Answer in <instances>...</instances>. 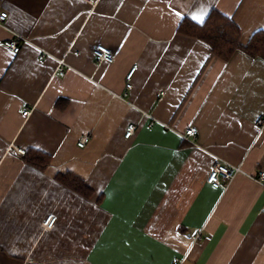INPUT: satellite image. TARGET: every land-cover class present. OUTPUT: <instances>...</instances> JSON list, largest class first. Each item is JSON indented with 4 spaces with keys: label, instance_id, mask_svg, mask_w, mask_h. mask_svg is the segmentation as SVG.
<instances>
[{
    "label": "crops",
    "instance_id": "1",
    "mask_svg": "<svg viewBox=\"0 0 264 264\" xmlns=\"http://www.w3.org/2000/svg\"><path fill=\"white\" fill-rule=\"evenodd\" d=\"M214 10L264 30V0H0V264H264V59L181 32ZM216 159L242 167L227 189Z\"/></svg>",
    "mask_w": 264,
    "mask_h": 264
},
{
    "label": "trees",
    "instance_id": "2",
    "mask_svg": "<svg viewBox=\"0 0 264 264\" xmlns=\"http://www.w3.org/2000/svg\"><path fill=\"white\" fill-rule=\"evenodd\" d=\"M180 30L191 37L205 41L211 46L213 52L224 60H230L237 51H242L254 58L264 59V30L256 32L247 43H243L241 30L237 24L215 10L210 12L202 24L185 18L181 23ZM56 105L61 106V103L57 102ZM30 154L31 152H27L24 159L31 164L43 157L37 152ZM60 179L66 186L79 192H82V187H84L87 193L88 188L78 177L63 174Z\"/></svg>",
    "mask_w": 264,
    "mask_h": 264
},
{
    "label": "built area",
    "instance_id": "3",
    "mask_svg": "<svg viewBox=\"0 0 264 264\" xmlns=\"http://www.w3.org/2000/svg\"><path fill=\"white\" fill-rule=\"evenodd\" d=\"M8 13L7 12H0V26L5 27V22L8 18ZM29 43L27 39L20 35H15V38L12 40H8L5 42V46L13 51L14 53H18L21 50V44L22 43ZM93 55L95 59L98 62H107V63H113L114 62V54L111 49L104 45H97L95 49L93 50ZM43 56H49L48 53H43ZM58 69L60 72H64L65 68L68 67L67 63L63 59L58 60ZM136 67H134L127 75L126 80V88L130 89L132 87L131 84V78L132 75L135 71ZM29 111H25V115H27ZM259 124L263 127L264 126V119H259L258 120ZM136 126L135 125H129L126 129V138H130L136 131ZM199 134V129L197 127H189L186 129L185 133L182 135L183 140L187 141L188 143H191L193 145H197V136ZM89 137H84L82 138L78 145L80 147H84L85 144L88 142ZM17 152L19 154H25V151L22 149H18ZM243 173L242 167L241 166H235L231 165L221 159H216L212 169L207 177V182L216 187V188H224L227 189L232 181L240 174ZM251 178L264 185V169H261L257 172L256 175L251 176ZM224 181V183H223ZM56 222V217L49 215L45 221L43 222V226L46 229H52L54 224ZM191 238L193 241H197L201 238V231H194L191 233Z\"/></svg>",
    "mask_w": 264,
    "mask_h": 264
}]
</instances>
